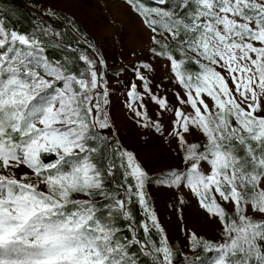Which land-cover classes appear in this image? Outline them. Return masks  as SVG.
Returning <instances> with one entry per match:
<instances>
[{
	"label": "snow or ice",
	"instance_id": "6c2138e0",
	"mask_svg": "<svg viewBox=\"0 0 264 264\" xmlns=\"http://www.w3.org/2000/svg\"><path fill=\"white\" fill-rule=\"evenodd\" d=\"M122 2L0 0V264H264V0Z\"/></svg>",
	"mask_w": 264,
	"mask_h": 264
},
{
	"label": "rangeland",
	"instance_id": "374dc122",
	"mask_svg": "<svg viewBox=\"0 0 264 264\" xmlns=\"http://www.w3.org/2000/svg\"><path fill=\"white\" fill-rule=\"evenodd\" d=\"M87 5L85 15L89 30L94 33L99 45L103 47L111 46L113 48V55L117 59V67H119L120 61L116 50L120 48L121 44L123 45L125 55H127L130 49H135L139 52L142 48L148 46L147 35L140 28L139 22L126 14L125 5L122 0H87ZM118 36L121 37L120 44H114V39ZM113 83H115V78H113ZM127 138L133 143L136 140L134 134ZM167 199V194L161 193L157 201V207L165 221L169 219L167 211L164 208ZM186 222L190 226L196 227L198 231L207 235L212 234V227L202 225L195 216H186ZM168 227L170 236L176 238L180 235L177 230V221L174 217L169 222Z\"/></svg>",
	"mask_w": 264,
	"mask_h": 264
}]
</instances>
